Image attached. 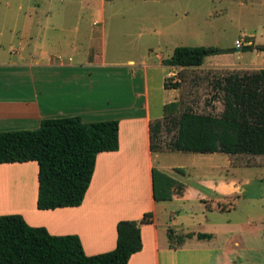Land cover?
<instances>
[{
  "label": "crops",
  "instance_id": "1",
  "mask_svg": "<svg viewBox=\"0 0 264 264\" xmlns=\"http://www.w3.org/2000/svg\"><path fill=\"white\" fill-rule=\"evenodd\" d=\"M46 23L43 26L42 22L26 21L23 27L29 31L19 33L14 41V25L0 20V131L34 129L42 119L53 117L79 116L84 122L117 119L118 146L115 151L96 154L89 185L77 206L37 209L36 162L0 163V182L6 179L0 183V214H19L28 225L42 226L52 235L75 234L84 253L93 255L114 248L118 220H136L150 211L152 222L139 225L141 248L130 255L126 264H264V199H211L227 195L220 190L225 186L223 179L195 177V187L201 189L192 188L196 199H184L189 188L176 180L181 194H173L170 200L154 201L150 169L155 163L149 147V122L161 116L153 117L150 113L144 71L142 84L135 93L142 98L138 110L115 114L118 106L109 103L116 85L94 83L95 70L107 65H94L86 56L73 61L61 47L47 50L41 30L47 31L52 25ZM24 37L33 44L31 50L25 49L29 43L23 42ZM247 44L253 42L249 40ZM252 51L251 58L239 57L229 62L216 59L225 53L208 55L199 66L185 68H264V50ZM128 73L131 78L135 75L133 70ZM104 74L116 76L117 71L105 70ZM101 115L106 118H95L104 117ZM258 164L261 163L254 165ZM134 172L138 173L134 176ZM141 184L144 199H137L136 190L138 187L140 193ZM229 184L231 193H243L240 185L233 181ZM240 201L259 202L261 206L259 211L244 212V208L238 207ZM215 210L227 214L237 210L238 214L233 219L213 222L209 214ZM167 228L191 236L185 237L180 246L170 248ZM197 233L210 237L197 238Z\"/></svg>",
  "mask_w": 264,
  "mask_h": 264
},
{
  "label": "rangeland",
  "instance_id": "2",
  "mask_svg": "<svg viewBox=\"0 0 264 264\" xmlns=\"http://www.w3.org/2000/svg\"><path fill=\"white\" fill-rule=\"evenodd\" d=\"M0 20L14 25V41L19 33L29 31L23 27L26 21L42 22L43 26L47 22L52 28L41 30L47 50L61 47L73 61L86 56L94 65H107L95 70L94 83L116 85L109 103L118 106L113 109L115 114L138 110L142 98L135 93L142 84L144 71L153 117H162L163 104L172 100L179 101V111L217 116L222 111L223 99L216 81L241 70L177 69L163 65L162 59L170 56L175 46H213L219 53H225L218 55L217 61H237L239 57H253L254 52L253 49L235 51V39H241L243 45L249 40L252 46L264 44V0H0ZM22 40L29 43L25 49L31 50L33 44L25 37ZM127 60L132 63L128 64ZM105 70L117 74L105 76ZM130 70L135 73L133 78L128 73ZM168 71L171 73L167 74ZM166 77L178 81V87L164 88ZM174 133V123L164 119L156 139L162 149L153 150L154 167L187 184L189 190L184 199H196L192 188L201 190L195 187V177L223 179L225 186L220 190L227 195L211 199H264V155L171 150L167 147ZM257 163L261 164L254 165ZM135 173L138 172L134 176ZM230 181L240 185L243 193H231ZM30 185H33L31 178ZM140 187L135 197L144 199L142 184ZM262 203L264 206V200ZM260 206L259 202L240 201L238 207L253 213ZM237 214V210L230 214L215 210L209 217L217 222L226 217L233 219Z\"/></svg>",
  "mask_w": 264,
  "mask_h": 264
},
{
  "label": "trees",
  "instance_id": "3",
  "mask_svg": "<svg viewBox=\"0 0 264 264\" xmlns=\"http://www.w3.org/2000/svg\"><path fill=\"white\" fill-rule=\"evenodd\" d=\"M240 49L264 50V46L245 44ZM217 53L213 46H175L161 62L195 67L204 57ZM169 78L164 79V88L178 87L179 82ZM216 86L223 99L217 116L179 111L178 100L163 104L162 119L149 122L150 150L162 149L156 139L163 120L169 118L175 133L168 149L264 155V68L229 73ZM117 124V119L84 122L79 116H65L44 118L34 129L0 131V163L36 162L37 209L77 206L89 185L96 154L117 149ZM150 177L154 201L181 194V185L154 166ZM151 222L150 211L136 220H118L114 248L86 255L75 234L52 235L42 226L28 225L19 214H0V264H126L141 248L139 225ZM166 234L170 248L191 236L172 228ZM196 237L209 238L210 234L197 233Z\"/></svg>",
  "mask_w": 264,
  "mask_h": 264
},
{
  "label": "built area",
  "instance_id": "4",
  "mask_svg": "<svg viewBox=\"0 0 264 264\" xmlns=\"http://www.w3.org/2000/svg\"><path fill=\"white\" fill-rule=\"evenodd\" d=\"M242 40L241 39H235L234 40V46H235V48H238V49H240L241 47H242Z\"/></svg>",
  "mask_w": 264,
  "mask_h": 264
},
{
  "label": "water",
  "instance_id": "5",
  "mask_svg": "<svg viewBox=\"0 0 264 264\" xmlns=\"http://www.w3.org/2000/svg\"><path fill=\"white\" fill-rule=\"evenodd\" d=\"M239 49L238 48H235V51H238Z\"/></svg>",
  "mask_w": 264,
  "mask_h": 264
}]
</instances>
